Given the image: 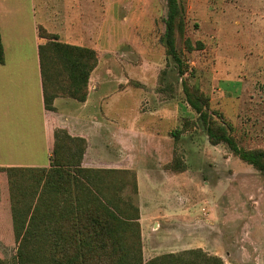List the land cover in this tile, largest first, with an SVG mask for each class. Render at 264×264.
Here are the masks:
<instances>
[{
	"label": "rangeland",
	"instance_id": "374dc122",
	"mask_svg": "<svg viewBox=\"0 0 264 264\" xmlns=\"http://www.w3.org/2000/svg\"><path fill=\"white\" fill-rule=\"evenodd\" d=\"M179 1L186 37L205 44L204 49L184 51L189 66L184 76L162 41L167 0H0V4L15 13L23 35L32 28L34 13L40 23L67 39L82 31H109L110 35L102 33L100 49L107 52L104 39L111 37L110 49L117 55L103 56L98 98L129 86L136 92L111 99L116 111L126 108L128 117L139 107L143 113L164 112L154 126L182 130L163 149L141 141L144 151L135 150L133 141L128 158L138 161L141 174L138 193L131 184L125 195L148 220L142 232L145 259L202 248L225 264H264V175L227 144L210 143L182 85L188 77L211 97V110L232 125L241 146L264 148V0ZM109 69L120 77L118 83L108 78ZM136 116L132 126L138 128ZM5 119L13 122L12 116ZM174 159L181 160L183 171L167 167ZM9 249L10 258L15 248Z\"/></svg>",
	"mask_w": 264,
	"mask_h": 264
},
{
	"label": "trees",
	"instance_id": "16d2710c",
	"mask_svg": "<svg viewBox=\"0 0 264 264\" xmlns=\"http://www.w3.org/2000/svg\"><path fill=\"white\" fill-rule=\"evenodd\" d=\"M167 5L162 41L167 55L175 60L179 74L184 76L189 67L185 66L184 51L201 50L205 44L186 37L187 23L180 1L167 0ZM39 33L47 39L39 47L46 108L54 110V100L59 96L85 101L90 76L99 63L97 51L64 42L43 26L39 27ZM0 62H5L1 31ZM182 85L186 100L199 115L210 143L227 144L234 155L264 175V148L241 146L232 125L220 120L221 113L211 110V97L197 83L191 84L188 77ZM181 131L177 130L174 136ZM54 137L51 167H0L8 177L18 264H225L221 257L202 248L165 253L145 261L140 208L125 195L131 184L138 193L136 174L84 168V139H73L57 130ZM181 163L180 159H174L167 167L183 171ZM45 205L50 210H43ZM45 216L53 217V227L36 223V219ZM45 233L53 235L51 243L31 241L32 237ZM0 264H8L7 259L0 258Z\"/></svg>",
	"mask_w": 264,
	"mask_h": 264
},
{
	"label": "crops",
	"instance_id": "0c3cea01",
	"mask_svg": "<svg viewBox=\"0 0 264 264\" xmlns=\"http://www.w3.org/2000/svg\"><path fill=\"white\" fill-rule=\"evenodd\" d=\"M14 16L13 11L5 10L4 6L0 4V31L5 48V62H0V167L25 169L51 167L54 133L57 130L73 139H84L86 143L82 159L84 168L130 171V173H136L140 180L138 161L128 159L133 152V141L137 147L135 150L144 151L140 145L141 141L145 146L153 145L158 149H163L165 144L172 143L176 131L171 127L168 130H159L154 126V122L160 119L159 115H165L164 112L144 111L143 113L139 107L135 111L138 113L137 116L134 113L128 117L126 108L124 110L118 108L116 111L115 104L111 99L114 95L122 97L129 92H136L129 86H125L124 89H115L116 93L104 94L98 98L102 86V75L98 73L102 69L103 56L117 55V51L110 49V42L113 40L111 37L104 39V44L107 43L109 46L107 52L100 49L102 33L104 35L111 33L101 30L98 33L82 31L67 39L65 35L51 31L40 23L34 13L32 28L27 29L23 35L21 24ZM40 26L51 33L58 34L64 42L92 47L97 51L99 63L90 76L89 94L85 101L59 96L54 100V110L46 108L39 47L47 39L40 36ZM108 76L116 82L120 81V77L111 71ZM126 79L128 78L126 77ZM5 116H12L13 122L6 123L8 119H5ZM134 116L140 120L138 128L132 126ZM26 120L28 124H24ZM176 123L177 125L179 123L178 116ZM21 129L24 130V134ZM146 170L148 172V169ZM8 198H10L8 177L6 172L0 171V258H6L8 264H18L15 256L17 243L13 232V218ZM46 206L43 207V210H50ZM34 210L35 205L32 207L31 214ZM41 210L42 207L39 211ZM35 221L43 227H53L55 222L52 216H45ZM139 222L142 234L149 224L141 209ZM60 224H62V220ZM38 240L46 244L47 241L51 243L54 238L53 235L46 233L31 238L33 242ZM9 247H12L13 250L15 248L10 258L7 254L10 250ZM179 252L181 251L168 253ZM160 255L150 256L149 259Z\"/></svg>",
	"mask_w": 264,
	"mask_h": 264
}]
</instances>
